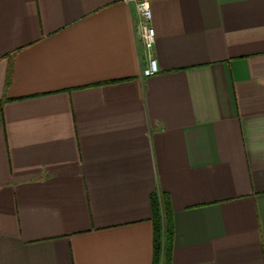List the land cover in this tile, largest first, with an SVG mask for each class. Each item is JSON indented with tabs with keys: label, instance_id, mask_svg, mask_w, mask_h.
Here are the masks:
<instances>
[{
	"label": "crops",
	"instance_id": "0c3cea01",
	"mask_svg": "<svg viewBox=\"0 0 264 264\" xmlns=\"http://www.w3.org/2000/svg\"><path fill=\"white\" fill-rule=\"evenodd\" d=\"M0 0V264H264V0Z\"/></svg>",
	"mask_w": 264,
	"mask_h": 264
},
{
	"label": "built area",
	"instance_id": "2783aa9c",
	"mask_svg": "<svg viewBox=\"0 0 264 264\" xmlns=\"http://www.w3.org/2000/svg\"><path fill=\"white\" fill-rule=\"evenodd\" d=\"M126 3L132 6L138 18L139 36L143 42L148 62L143 70L145 77H152L158 73V63L153 56V48L156 40V32L152 25V0H125Z\"/></svg>",
	"mask_w": 264,
	"mask_h": 264
},
{
	"label": "trees",
	"instance_id": "16d2710c",
	"mask_svg": "<svg viewBox=\"0 0 264 264\" xmlns=\"http://www.w3.org/2000/svg\"><path fill=\"white\" fill-rule=\"evenodd\" d=\"M153 219L155 230V252H154V264H161L164 260H161L162 244L164 233L169 232V220L168 216H165L161 211V207L157 199L153 202Z\"/></svg>",
	"mask_w": 264,
	"mask_h": 264
},
{
	"label": "rangeland",
	"instance_id": "374dc122",
	"mask_svg": "<svg viewBox=\"0 0 264 264\" xmlns=\"http://www.w3.org/2000/svg\"><path fill=\"white\" fill-rule=\"evenodd\" d=\"M161 264H164V262H162Z\"/></svg>",
	"mask_w": 264,
	"mask_h": 264
}]
</instances>
